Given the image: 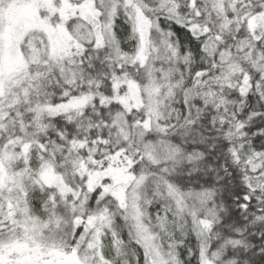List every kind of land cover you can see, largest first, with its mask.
Masks as SVG:
<instances>
[{
  "label": "snow or ice",
  "instance_id": "snow-or-ice-1",
  "mask_svg": "<svg viewBox=\"0 0 264 264\" xmlns=\"http://www.w3.org/2000/svg\"><path fill=\"white\" fill-rule=\"evenodd\" d=\"M0 264H264V0H0Z\"/></svg>",
  "mask_w": 264,
  "mask_h": 264
}]
</instances>
